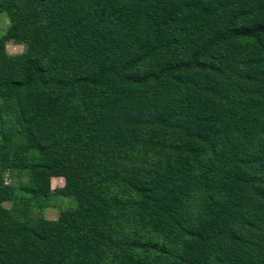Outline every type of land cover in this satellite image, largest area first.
Returning a JSON list of instances; mask_svg holds the SVG:
<instances>
[{
    "label": "trees",
    "instance_id": "16d2710c",
    "mask_svg": "<svg viewBox=\"0 0 264 264\" xmlns=\"http://www.w3.org/2000/svg\"><path fill=\"white\" fill-rule=\"evenodd\" d=\"M51 1L67 13L74 25H61V31H69L71 37L78 38L85 47L78 62L81 71L57 81L47 79L40 58L27 55L19 76L15 78L13 72L5 71L1 65L6 40L19 35V27L13 25L0 35V101L19 98L23 92L41 93L50 86L101 93L110 90L108 114L100 123L99 134L103 139L97 143V149L103 155L98 156L102 168L89 162L85 166L96 171L94 175L97 177L83 173L81 162L74 164L70 161L67 144L63 145L57 138L45 140L44 129L47 127L40 126L36 115L29 117L21 108L26 144L10 154L2 153L0 147V162L6 161L9 166L36 175L42 184L36 192L42 196L50 194L48 183L52 176L66 174L72 167L83 175L86 183L77 193V209L62 212L55 223L46 227L15 221L11 213L0 206V264H108L100 253L110 246H115L120 264H161L166 255L177 264H220V258L207 261L211 239L217 231L209 220L204 222L200 231H191L184 225L176 229L187 238L198 241L186 257L182 252L170 253L164 238L159 242L151 236L145 237L149 231H168V235L175 230L166 221L167 206L159 204V198H156L157 187L145 186L139 172L127 180L128 197L132 198L133 194L135 199L125 202L131 213L126 219L131 222L128 231H125L124 221L118 223V227L111 224L108 194L147 128L145 108L147 88L151 85L157 86L150 96L154 129L170 130L179 135L178 141L169 147L174 163L170 165L167 177L161 180L176 175L177 179L188 180L192 176L199 156L205 152V142L214 129L216 113L210 91L214 89L215 71L221 68L232 42H260L264 38V20L244 23L247 20L245 9L240 6L227 13L225 18L221 17L210 0H160L161 9L158 10H151L143 0H109L108 9L129 29L142 51L139 56L132 57L122 45L107 40L91 25L83 0ZM184 19H195L196 22L192 27L191 49L187 57L179 59L175 57L177 38L171 28ZM144 62L153 63L152 71L142 73L138 69ZM172 88H183L191 94L181 120H172L177 110ZM241 144L242 140L237 137L230 147H224L220 159L235 164L236 169L221 184L229 192V200L242 197L255 205L240 221L245 233L238 227L230 229V240L222 245L227 260L223 263L264 264V252L256 257L243 242L257 232L263 214L264 191L249 169L239 167ZM28 149L43 156L44 161L30 162L23 153ZM3 198L0 185V202ZM209 199L213 201L212 197Z\"/></svg>",
    "mask_w": 264,
    "mask_h": 264
},
{
    "label": "rangeland",
    "instance_id": "374dc122",
    "mask_svg": "<svg viewBox=\"0 0 264 264\" xmlns=\"http://www.w3.org/2000/svg\"><path fill=\"white\" fill-rule=\"evenodd\" d=\"M108 1L83 0L91 25L107 40L122 45L128 55L139 56L142 52L140 47L129 29L115 13L110 12ZM143 1L151 10L161 9L160 0ZM210 1L221 17L225 18L227 13L240 6L245 9L247 20L244 23L264 20V0ZM195 22V19H184L171 28L172 34L177 38L176 58L187 57ZM13 25L19 27V35L6 40L2 48L4 61L1 65L5 71L13 72L15 78L19 76L23 59L27 55L40 58L46 69L47 79L57 81L81 71L78 62L85 53V47L79 43L78 38L73 39L69 31H61V25H74L69 21L67 13L51 0H0V35ZM138 69L142 73L152 71L153 63H141ZM215 77L214 89L210 91L211 104L216 113L214 129L205 142V152L199 156L192 176L188 180L177 179V175L161 180L167 177L169 167L174 163L169 147L178 141L179 135L170 130L154 129L152 124L155 123V118L150 96L157 86L151 85L147 88L145 108L147 128L113 182L108 203L111 224L118 227V223L124 221L125 231H128L131 222L126 219L131 213L127 211L129 204L125 202L135 199L133 194L132 198L128 197L130 191L127 180L139 172L146 182L145 186L157 187L156 198H159V204L167 206L166 221L175 230L168 235L167 230L153 233L149 231L145 237L151 236L159 242L164 238L166 249L170 253L182 252L186 257L197 246L198 241L187 238L176 229L184 225L191 231H200L204 222L209 220L217 231L211 239L207 261L209 263L220 258L219 263L224 264L226 255L222 252V245L230 240V229L238 227L245 233L246 229L240 221L245 219L255 205L242 197H232L229 200V192L221 184L236 169L235 164L220 159L224 147H230L235 138L240 137L242 140L237 161L239 167L249 169L264 191V38L260 42H232L227 48L221 68L215 71ZM171 90L177 100V110L172 120H181L191 94L183 88ZM111 93L110 90L101 93L50 86L41 93L23 92L19 98L0 101L2 153H13L18 146L26 144L25 121L21 111L23 108L27 116L36 115L39 125L47 127L44 129L45 140L57 138L63 145L67 144L70 161L74 164L81 162L83 173H88L92 178L97 177L94 175L96 171L88 169L85 164L96 163L99 169L102 168L97 143L103 139L99 134L100 123L108 114L107 100ZM23 153L30 162L44 161V157L32 149ZM85 183L83 175L72 167L66 174L52 176L48 183L50 194L42 196L36 192L37 187L42 185L36 175L2 161L0 185L4 198L0 206L8 210L15 221L46 227L55 223L62 212L77 209V193ZM216 201L219 202L214 203ZM117 237L118 240L119 235ZM243 242L247 250L256 257L264 252V207L257 232L251 238L243 239ZM115 249V246H110L100 253L108 264H120ZM161 264L177 263L170 255H166Z\"/></svg>",
    "mask_w": 264,
    "mask_h": 264
}]
</instances>
